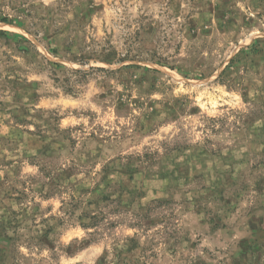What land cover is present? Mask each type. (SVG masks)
Wrapping results in <instances>:
<instances>
[{"label": "rangeland", "instance_id": "374dc122", "mask_svg": "<svg viewBox=\"0 0 264 264\" xmlns=\"http://www.w3.org/2000/svg\"><path fill=\"white\" fill-rule=\"evenodd\" d=\"M0 264H264V0H0Z\"/></svg>", "mask_w": 264, "mask_h": 264}, {"label": "trees", "instance_id": "16d2710c", "mask_svg": "<svg viewBox=\"0 0 264 264\" xmlns=\"http://www.w3.org/2000/svg\"><path fill=\"white\" fill-rule=\"evenodd\" d=\"M0 35L2 36V35H5V33H0Z\"/></svg>", "mask_w": 264, "mask_h": 264}]
</instances>
